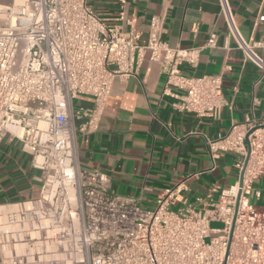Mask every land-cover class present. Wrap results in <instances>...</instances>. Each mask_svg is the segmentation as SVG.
<instances>
[{"label":"built area","instance_id":"2783aa9c","mask_svg":"<svg viewBox=\"0 0 264 264\" xmlns=\"http://www.w3.org/2000/svg\"><path fill=\"white\" fill-rule=\"evenodd\" d=\"M219 3L229 35L261 81L264 38L246 41L228 0ZM124 16L109 21L89 0L0 1V143L18 141L41 173L35 198L0 204V264H264V211L248 200L264 177V121L254 114V92L243 121L205 139L211 157L238 156L239 179L227 188L190 194L183 181L143 208L111 191L106 173L78 166L76 134L97 130L112 84L136 76L145 60L160 65L162 95L177 100L176 111L208 119L223 105L220 75L180 70L195 67L216 35L198 48H174L161 39V17L151 18L144 39L124 26ZM81 96L92 106L75 108Z\"/></svg>","mask_w":264,"mask_h":264},{"label":"crops","instance_id":"0c3cea01","mask_svg":"<svg viewBox=\"0 0 264 264\" xmlns=\"http://www.w3.org/2000/svg\"><path fill=\"white\" fill-rule=\"evenodd\" d=\"M228 3L241 36L246 41L263 39L264 22L259 18L264 16V0ZM89 6L109 21L123 12L124 26L131 25L144 39L151 18L161 17V39L174 48H198L216 35L215 47L203 49L195 67L182 65L180 70L187 76L220 75L223 105L208 119L176 111L172 104L177 100L162 95L165 75L160 65L145 60L136 76L112 84L97 130L76 134L78 166L106 173L111 191L135 198L143 208H151L158 195L183 181L190 194L199 195L214 185L227 188L236 183L238 156L218 152L211 157L205 139H215L243 121L253 92L259 100L254 114L264 121V78L258 82V69L237 49L219 0H89ZM75 101V108L93 103L85 96ZM40 177L20 143L5 137L0 143V204L35 198ZM248 200L264 211V177L253 182Z\"/></svg>","mask_w":264,"mask_h":264},{"label":"rangeland","instance_id":"374dc122","mask_svg":"<svg viewBox=\"0 0 264 264\" xmlns=\"http://www.w3.org/2000/svg\"><path fill=\"white\" fill-rule=\"evenodd\" d=\"M74 105H76V101L73 102ZM213 227H221V224H212Z\"/></svg>","mask_w":264,"mask_h":264},{"label":"water","instance_id":"95a60500","mask_svg":"<svg viewBox=\"0 0 264 264\" xmlns=\"http://www.w3.org/2000/svg\"><path fill=\"white\" fill-rule=\"evenodd\" d=\"M246 162H247V158H246V160H245V164H246ZM242 174H243V172H241V175H240L239 185H241V181H242Z\"/></svg>","mask_w":264,"mask_h":264},{"label":"bare ground","instance_id":"6f19581e","mask_svg":"<svg viewBox=\"0 0 264 264\" xmlns=\"http://www.w3.org/2000/svg\"><path fill=\"white\" fill-rule=\"evenodd\" d=\"M14 1H15V3L19 4V3H22L25 0H14Z\"/></svg>","mask_w":264,"mask_h":264}]
</instances>
